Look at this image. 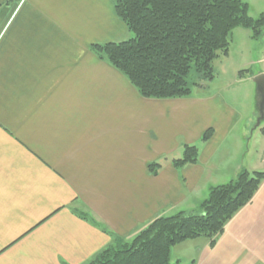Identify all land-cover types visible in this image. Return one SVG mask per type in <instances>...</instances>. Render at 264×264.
<instances>
[{"label": "crops", "instance_id": "0c3cea01", "mask_svg": "<svg viewBox=\"0 0 264 264\" xmlns=\"http://www.w3.org/2000/svg\"><path fill=\"white\" fill-rule=\"evenodd\" d=\"M130 34L114 0H0V264H88L159 216L200 211L241 168L264 171V119L251 131L256 83L255 110L221 90L143 97L91 49ZM263 37L249 66H264ZM243 71L231 86L248 83L250 96L249 80L264 68ZM191 144L198 160L176 166ZM171 259L264 264V181L213 245L189 239Z\"/></svg>", "mask_w": 264, "mask_h": 264}, {"label": "trees", "instance_id": "16d2710c", "mask_svg": "<svg viewBox=\"0 0 264 264\" xmlns=\"http://www.w3.org/2000/svg\"><path fill=\"white\" fill-rule=\"evenodd\" d=\"M114 1L132 36L93 44L91 49L120 70L146 98L190 96L192 70L213 79V63L228 53L233 29H249L254 38L264 35V13L252 16L245 0ZM261 130L264 133V127ZM213 134V128L207 129L202 140ZM198 154L197 145H186L184 155L174 164L196 162ZM160 167L158 162L149 164L155 174ZM263 181V170L241 168L234 179L211 188L200 211L159 216L130 240L116 237L114 244L88 264H182L172 261V248L201 236L213 245L226 224L252 201Z\"/></svg>", "mask_w": 264, "mask_h": 264}, {"label": "rangeland", "instance_id": "374dc122", "mask_svg": "<svg viewBox=\"0 0 264 264\" xmlns=\"http://www.w3.org/2000/svg\"><path fill=\"white\" fill-rule=\"evenodd\" d=\"M250 4V13L252 16L257 17L260 15L259 11L264 10V0H245ZM251 32L249 29L238 27L232 30L230 33V46L229 51L225 55H220L218 58L215 59L213 65H214V78L208 79L203 76L201 72H198L196 70H192L189 76V82L191 84L192 90L194 92L198 91H207V92H214L215 90H221V92H224V95H227V97H230L233 99L232 94H238V99H233L235 104L242 107L245 111L248 109L255 110L254 106V98H255V83L254 81L249 80V84H251V92L250 96H247V85L248 83L244 82L238 85H232L235 81V77H237L239 70H245L242 73L246 75H252L258 73L264 66L263 64H254V65H248L250 59L258 60L261 58V52L260 49H262V45L260 44L259 38L254 40L250 37ZM132 34H130V37ZM264 38V37H263ZM245 63V64H244ZM239 68V70H238ZM198 75H201V77H197ZM253 86V87H252ZM249 99V101H248ZM257 118L255 119L253 123V127L251 131H253V128L256 126ZM264 125V122H263ZM261 133L259 132V129L256 131L254 136L249 135L250 140L245 141V148L243 154H247L246 161L249 160V158H253L255 155H253V148L256 143V136H259ZM247 149H251L250 155L249 152H246ZM227 152V151H226ZM242 154V155H243ZM178 155V154H177ZM183 155V152H182ZM181 155V156H182ZM227 156V154H225ZM240 159V163L242 161V156Z\"/></svg>", "mask_w": 264, "mask_h": 264}, {"label": "water", "instance_id": "95a60500", "mask_svg": "<svg viewBox=\"0 0 264 264\" xmlns=\"http://www.w3.org/2000/svg\"><path fill=\"white\" fill-rule=\"evenodd\" d=\"M254 82L256 83V90L259 97V117L256 121V126H260L262 120L264 119V73L258 74L254 78Z\"/></svg>", "mask_w": 264, "mask_h": 264}]
</instances>
